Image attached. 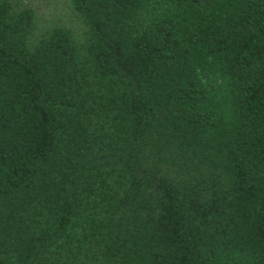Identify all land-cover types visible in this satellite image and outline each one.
<instances>
[{
    "label": "trees",
    "instance_id": "trees-1",
    "mask_svg": "<svg viewBox=\"0 0 264 264\" xmlns=\"http://www.w3.org/2000/svg\"><path fill=\"white\" fill-rule=\"evenodd\" d=\"M0 0V264H264V0Z\"/></svg>",
    "mask_w": 264,
    "mask_h": 264
},
{
    "label": "rangeland",
    "instance_id": "rangeland-1",
    "mask_svg": "<svg viewBox=\"0 0 264 264\" xmlns=\"http://www.w3.org/2000/svg\"><path fill=\"white\" fill-rule=\"evenodd\" d=\"M15 5H29L35 13V32H42L52 26L61 25L73 32H81V22L69 0H11Z\"/></svg>",
    "mask_w": 264,
    "mask_h": 264
}]
</instances>
